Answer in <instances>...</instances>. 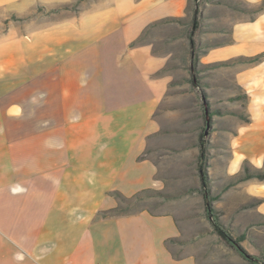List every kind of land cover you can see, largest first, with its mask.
<instances>
[{
	"label": "crops",
	"instance_id": "crops-1",
	"mask_svg": "<svg viewBox=\"0 0 264 264\" xmlns=\"http://www.w3.org/2000/svg\"><path fill=\"white\" fill-rule=\"evenodd\" d=\"M55 2L0 0V264H199L170 248L180 236L172 214L104 213L119 206L116 191L165 187L145 152L156 146L168 57L138 41L185 17L189 0H83L44 25L9 21V11ZM231 29L217 59L263 55L241 84L248 134L264 141V12Z\"/></svg>",
	"mask_w": 264,
	"mask_h": 264
},
{
	"label": "rangeland",
	"instance_id": "rangeland-1",
	"mask_svg": "<svg viewBox=\"0 0 264 264\" xmlns=\"http://www.w3.org/2000/svg\"><path fill=\"white\" fill-rule=\"evenodd\" d=\"M217 1L189 0L185 17L154 23L140 37L139 44L152 42L154 54L168 57L159 74L167 76L169 90L154 115L159 124L154 133L156 146L152 155L145 152L157 160V178L164 180L165 187L143 190L129 197L128 203L119 204L123 211L104 213L129 214L147 209L154 214H172L180 231L179 238L169 243L176 255L193 254L199 264H250L214 232L200 191L203 140L212 193L219 197L213 205L221 221L235 237L246 236L243 245L250 253L264 258V214L260 212L264 181H239L245 166L251 171L258 166L264 169V141H254L259 136L248 134L252 129L250 97L241 84L242 73L254 68L263 55L255 62L251 59L256 56L217 59L232 41L231 28L241 20L254 19L257 13L250 12L244 3L227 6L217 5ZM79 2L83 0H56L54 4L30 7L24 14L9 11V21L20 27L32 20L44 25L63 12L78 11ZM196 6L201 15L194 37V63L189 37ZM212 16L219 20L210 22ZM225 17L229 24L224 23Z\"/></svg>",
	"mask_w": 264,
	"mask_h": 264
},
{
	"label": "trees",
	"instance_id": "trees-1",
	"mask_svg": "<svg viewBox=\"0 0 264 264\" xmlns=\"http://www.w3.org/2000/svg\"><path fill=\"white\" fill-rule=\"evenodd\" d=\"M263 6H264V1L252 7L249 6L248 10L250 12L259 14V13L264 12ZM200 15H201V12L199 10V6H196V8L194 9V13H193V29L189 37L190 44L192 47L191 57H192V62L194 63L197 57L194 51L196 47V41L194 37H195L196 31L198 30L200 26V22H199ZM259 58H260L259 56L254 57L253 59H251V62L258 61ZM194 84L196 83L194 82ZM207 163H208L207 145H206V142L202 140L201 141V154H200V159H199V175H200V183H201L200 191L204 199L206 215L209 221L211 222L214 232L218 235V237L221 239L223 243H225L227 246L234 249L243 259L247 260L250 264H264V258L250 253L247 250V248H245V246L243 245V241L245 240L246 236L243 235L241 237H235L231 233V231L221 221L219 212L213 205V203L216 200H218L219 197L214 196L212 193L211 178L209 176ZM244 172L245 174L239 179V181L241 182L251 180V179H258L260 181H264V169L263 170L256 169L254 171H251L249 168L245 166ZM113 194L116 196V198L120 201L121 204L128 203L129 199L126 198L124 195H122L120 192L116 191ZM123 210H124L123 208L118 206V208H116L115 210H111L109 213L111 212L118 213ZM172 240H170V242Z\"/></svg>",
	"mask_w": 264,
	"mask_h": 264
}]
</instances>
